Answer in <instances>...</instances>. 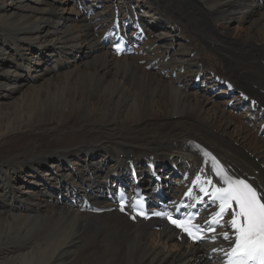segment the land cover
Wrapping results in <instances>:
<instances>
[{
	"label": "bare ground",
	"instance_id": "obj_1",
	"mask_svg": "<svg viewBox=\"0 0 264 264\" xmlns=\"http://www.w3.org/2000/svg\"><path fill=\"white\" fill-rule=\"evenodd\" d=\"M65 1L96 14H65ZM115 6L145 10L153 35L146 65L116 58L99 42ZM0 33V52L7 51L0 59V264H211L204 246L178 242L169 227L155 231L152 221L81 213L70 203L104 202L115 175L127 180L129 161L142 175L152 159L196 162L187 144L195 139L264 187L258 126L235 116L231 99L214 102L190 90L198 74L216 86L211 72H220L264 106L263 0H0ZM104 138L116 146L58 150ZM49 159L62 163L51 168L55 181L45 178ZM35 166L44 168L39 182L14 193L13 183Z\"/></svg>",
	"mask_w": 264,
	"mask_h": 264
},
{
	"label": "snow or ice",
	"instance_id": "obj_2",
	"mask_svg": "<svg viewBox=\"0 0 264 264\" xmlns=\"http://www.w3.org/2000/svg\"><path fill=\"white\" fill-rule=\"evenodd\" d=\"M217 175L226 187H215L211 195L219 200V211L215 213L212 224H220L225 213L231 211L228 222L233 235L228 232L223 238L230 242L229 264H264V193L257 190L245 179H233L217 167ZM211 183V181H209ZM205 195H208L205 192ZM123 211V207L121 209ZM143 215V213H138ZM161 215V213H156ZM170 222L182 228L194 241L203 239L181 221L168 217ZM223 227L222 224H220ZM215 232V228H210Z\"/></svg>",
	"mask_w": 264,
	"mask_h": 264
},
{
	"label": "rangeland",
	"instance_id": "obj_3",
	"mask_svg": "<svg viewBox=\"0 0 264 264\" xmlns=\"http://www.w3.org/2000/svg\"><path fill=\"white\" fill-rule=\"evenodd\" d=\"M73 3L75 2V1H72ZM263 2H264V0H263ZM73 3H69L68 1H65L64 3H61V4H63L64 5V7H66V9H67V11L69 12V13H65V14H70V16L72 15V16H75V13L74 12H77L78 10H80V6H78V5H75L74 6V4ZM259 3V2H258ZM75 4H76V2H75ZM260 4V3H259ZM261 5V4H260ZM76 9V10H75ZM261 9V8H260ZM142 10V9H141ZM144 10V9H143ZM74 11V12H73ZM145 11V10H144ZM73 14H72V13ZM232 26H234V25H232ZM243 34H241V35H237V36H242ZM0 36H3V37H5V35L4 34H2V33H0ZM232 36H235V35H232ZM29 43L30 42H24V43H22L23 45H25V46H27V47H29V49H30V51H32L31 52V54H36V53H38L39 54V49L38 48H31V46L29 45ZM156 45L157 44H154V47H156ZM12 49H9L8 51L10 52ZM6 52L7 51H2V52H0V59H2L3 57H4V54H6ZM13 55H17V53H13ZM29 56V55H28ZM206 57V56H205ZM28 58V57H27ZM199 59H201V60H207L206 58H199ZM49 62H52V63H54V62H56V61H53V60H50ZM10 68H11V64H10ZM176 73V72H175ZM220 74V72H217L216 73V75H219ZM24 77H25V72H24ZM190 90H194V91H196V92H198L199 94H202L203 93V95H205L206 93H204V92H206V91H199V90H197L196 88H193L192 87V89H190ZM225 92V91H224ZM214 95V94H213ZM0 96H2V94H0ZM206 97H208V98H212L213 99V96H210V95H205ZM217 96V95H216ZM219 96V95H218ZM214 100V99H213ZM221 100H219V101H215L214 100V102H220ZM1 105V104H0ZM230 111H232L233 112V114L235 115V113H234V110L233 109H229ZM235 116H240V115H235ZM242 116V118L244 119V121H246V118H245V116H243V115H241ZM5 117V115H3V114H0V120L1 119H3ZM250 126V125H249ZM251 128V127H250ZM190 136H192V135H189L188 137H190ZM194 137V136H193ZM108 139V140H107ZM186 139V138H185ZM109 140L110 141H113L112 142V144H114V138H104V139H94V140H91V141H89V142H76V143H71V144H69V145H67V146H63V147H60L58 150H60V152H63V151H65V152H67V153H73L74 154V152L77 150V149H80V148H86V147H88L89 145H91V144H93V143H101V142H94V141H102L104 144L105 143H109ZM195 140H197V139H195ZM182 141H184V139L182 140ZM93 142V143H92ZM102 145V144H101ZM100 145V146H101ZM115 145V144H114ZM116 146V145H115ZM99 151H101V154H103L104 153V151H108V150H100L99 149ZM247 153H249V152H247ZM48 162L49 163H52V166L51 167H49V169H47V168H45V170H44V173L46 172H48L46 175H45V178L47 179V180H53V181H55V175L52 173V170H51V168L53 167V166H55V168H58L59 167V164H62V163H60V162H58L59 164H57L56 163V159H49L48 160ZM169 163H171L170 162V160L168 161ZM168 162H166V161H162V160H160V161H158V163H160V166H162V163H164V164H166V163H168ZM48 164V163H47ZM172 164V163H171ZM43 167H40V166H35V167H33V169H30L28 172H27V175H29L28 177H26V178H24V176H25V174H20V176H21V178H20V180L19 181H16L15 183H13V191H14V193H19V192H22V191H27L28 189H33V185H35V184H37L39 181L35 178L36 177V175L38 174V173H41L42 171H43ZM163 169V168H162ZM161 169V170H162ZM160 170V171H161ZM30 176H32L33 177V180H31L30 179ZM17 184V185H16ZM22 184H24L25 186L23 187V188H21V190L22 191H18L17 189H16V187L17 186H19V185H22ZM52 186V185H51ZM51 188V187H50ZM64 191V190H63ZM36 226H38V223H36ZM33 230V231H32ZM34 230H36V231H34ZM28 231L31 233V234H34V232L36 233V234H38L39 233V229H38V227L37 228H33V227H30L29 229H28ZM38 231V232H37ZM63 231V230H62ZM16 232H18V231H16ZM18 234H15V236H16V239L17 238H19V237H21L20 235L19 236H17ZM85 236V235H84ZM85 237H87V240L90 238V236L89 235H87V236H85Z\"/></svg>",
	"mask_w": 264,
	"mask_h": 264
}]
</instances>
